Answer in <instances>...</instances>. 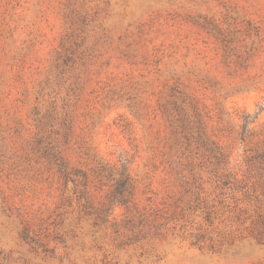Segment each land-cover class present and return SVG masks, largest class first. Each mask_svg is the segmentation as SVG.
Masks as SVG:
<instances>
[{"label": "rangeland", "instance_id": "rangeland-1", "mask_svg": "<svg viewBox=\"0 0 264 264\" xmlns=\"http://www.w3.org/2000/svg\"><path fill=\"white\" fill-rule=\"evenodd\" d=\"M0 264H264V0H0Z\"/></svg>", "mask_w": 264, "mask_h": 264}]
</instances>
